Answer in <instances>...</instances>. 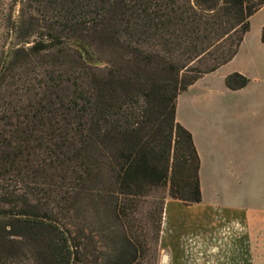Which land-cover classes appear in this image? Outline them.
<instances>
[{
    "label": "trees",
    "instance_id": "obj_1",
    "mask_svg": "<svg viewBox=\"0 0 264 264\" xmlns=\"http://www.w3.org/2000/svg\"><path fill=\"white\" fill-rule=\"evenodd\" d=\"M263 7L0 0V264H159L167 199L203 202L178 99Z\"/></svg>",
    "mask_w": 264,
    "mask_h": 264
},
{
    "label": "rangeland",
    "instance_id": "obj_2",
    "mask_svg": "<svg viewBox=\"0 0 264 264\" xmlns=\"http://www.w3.org/2000/svg\"><path fill=\"white\" fill-rule=\"evenodd\" d=\"M262 24L264 7L251 18L248 39L252 41L260 36ZM235 67L229 65L221 74L228 77L234 73ZM216 79L222 80V77ZM210 86L212 90L207 101L213 105L206 113L211 121L208 127H200L205 150L201 170L204 203L197 208L182 206L180 218L174 223L164 215L158 248L159 264H163L165 254L169 255L167 264H187L184 256L187 237L196 234L205 238L217 229L219 223L221 225V214L212 220L210 208L219 212L229 208L248 210L245 222L249 232L246 237L252 246V264H264V93H260L259 86H254V90L251 86L237 91L225 86ZM204 113L188 109L185 115L198 121ZM199 211L207 215L199 217ZM231 213L222 214V219H237L231 217ZM245 252L238 256L239 263L251 264ZM235 256L230 252L226 260H234ZM226 260L220 262L226 264Z\"/></svg>",
    "mask_w": 264,
    "mask_h": 264
},
{
    "label": "crops",
    "instance_id": "obj_3",
    "mask_svg": "<svg viewBox=\"0 0 264 264\" xmlns=\"http://www.w3.org/2000/svg\"><path fill=\"white\" fill-rule=\"evenodd\" d=\"M264 24L261 26V32ZM261 32L259 37H255L254 40L248 39V35H246L244 41L242 42L238 54L234 57V59L228 63L227 65L220 68L218 71L208 74L200 79L196 84H194L187 92L183 93L178 99V108H177V120L184 127H186L193 135L194 141L197 147V150L200 154L202 167H203V154L205 153L203 140L201 139V128L209 125L211 119L209 118L208 113L206 111L208 108H212L213 104L208 103L207 98L209 95V91L212 90L210 85H218L220 88H225L226 86V74H221L222 71L229 65H236L233 69V72L241 73L248 78H250V83L243 88L244 90L253 88L254 86H259L260 93H264V43L261 40ZM222 77V80L219 79ZM218 78L219 80H217ZM219 82V83H217ZM255 84V85H253ZM259 84V85H257ZM225 86V87H224ZM205 98V99H203ZM196 110L200 112H205L201 115L198 121H194L192 119L186 118L187 110ZM184 113V115L182 114ZM201 127V128H200ZM202 170V169H201ZM204 201L201 203L203 204ZM201 204L194 206H187L188 208H197L201 206ZM181 202L167 199L166 202V210L165 216L167 218L170 217L172 223L177 221L180 218L181 212ZM205 211V210H204ZM199 211V217L201 214L207 215L206 212ZM231 211V217L242 219L245 221L248 210H244L242 208H229L224 210L223 212H219L216 209H209V214L211 215L212 220L217 217V214H223L226 216L227 212ZM202 225V224H201Z\"/></svg>",
    "mask_w": 264,
    "mask_h": 264
},
{
    "label": "built area",
    "instance_id": "obj_4",
    "mask_svg": "<svg viewBox=\"0 0 264 264\" xmlns=\"http://www.w3.org/2000/svg\"><path fill=\"white\" fill-rule=\"evenodd\" d=\"M220 222L221 225L219 223L217 229L205 238L196 234L187 237L184 251L187 264H218L226 260V255L230 252L236 256L234 260H226V264H240L238 256L245 251L247 260L249 258L252 264V246L246 237L249 232L247 223L238 218L228 221L226 218L222 219V215Z\"/></svg>",
    "mask_w": 264,
    "mask_h": 264
},
{
    "label": "water",
    "instance_id": "obj_5",
    "mask_svg": "<svg viewBox=\"0 0 264 264\" xmlns=\"http://www.w3.org/2000/svg\"><path fill=\"white\" fill-rule=\"evenodd\" d=\"M168 260H169V255H167V254L163 255L162 263L163 264H167L168 263Z\"/></svg>",
    "mask_w": 264,
    "mask_h": 264
}]
</instances>
